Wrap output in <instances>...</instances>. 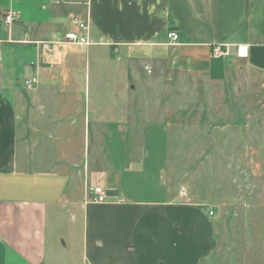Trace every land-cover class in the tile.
<instances>
[{
	"label": "crops",
	"instance_id": "crops-1",
	"mask_svg": "<svg viewBox=\"0 0 264 264\" xmlns=\"http://www.w3.org/2000/svg\"><path fill=\"white\" fill-rule=\"evenodd\" d=\"M74 21L87 46L65 42ZM216 45L229 55L213 57ZM0 59V264H51L52 222L69 216L82 264L214 254L212 210L168 180V124L142 108L139 86L177 61L214 82L238 62L264 73V0H0ZM90 187L107 201H88Z\"/></svg>",
	"mask_w": 264,
	"mask_h": 264
},
{
	"label": "rangeland",
	"instance_id": "rangeland-1",
	"mask_svg": "<svg viewBox=\"0 0 264 264\" xmlns=\"http://www.w3.org/2000/svg\"><path fill=\"white\" fill-rule=\"evenodd\" d=\"M184 67L156 68L139 91L168 124V180L214 212L218 248L201 264H264V73L238 62L214 82ZM73 224L52 222L51 264H82Z\"/></svg>",
	"mask_w": 264,
	"mask_h": 264
},
{
	"label": "built area",
	"instance_id": "built-area-1",
	"mask_svg": "<svg viewBox=\"0 0 264 264\" xmlns=\"http://www.w3.org/2000/svg\"><path fill=\"white\" fill-rule=\"evenodd\" d=\"M55 3H63L65 0H52ZM18 18V12L17 11H8L4 15V20L7 25L13 24ZM74 25L77 27L79 32L71 31L69 33H66L65 35V42L69 43L71 45H77V46H87L89 44L88 34L82 35L81 32H88V25L80 22V21H74ZM169 40L170 45H176L179 40L180 36L176 31H173L169 34ZM57 44V42H48L45 46V49L47 52L52 53L53 52V46ZM229 45H216L213 48L212 56L215 58H221L224 56L229 55ZM236 56L238 58H247L248 57V47L247 46H237ZM1 63V59H0ZM149 73L151 72L148 70ZM33 83H36V80L33 79L32 81L27 82V85L31 87ZM88 201L92 203L102 204L107 201V195L105 190L102 187H90L89 189V195H88ZM210 216L214 215L213 211H209L208 213Z\"/></svg>",
	"mask_w": 264,
	"mask_h": 264
}]
</instances>
